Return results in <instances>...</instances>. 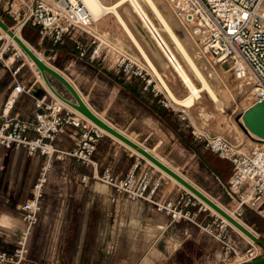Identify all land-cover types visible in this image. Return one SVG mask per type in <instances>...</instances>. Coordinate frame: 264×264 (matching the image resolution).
Returning <instances> with one entry per match:
<instances>
[{
	"label": "rangeland",
	"instance_id": "obj_1",
	"mask_svg": "<svg viewBox=\"0 0 264 264\" xmlns=\"http://www.w3.org/2000/svg\"><path fill=\"white\" fill-rule=\"evenodd\" d=\"M100 1L106 6H112L117 2L114 7L115 12L111 11V9L103 10L97 18H93L91 24L82 31L80 36L74 39L64 37L61 42L66 52L55 61L51 60L50 56L52 53L49 50L43 51L31 41V37L36 34L34 31L30 34V38L29 35L28 37L24 36L23 29L19 30V33L45 61L51 65L57 63L72 78L78 76V80L86 88L83 93L88 98V101L92 103V106L96 107L98 111L107 109V113H110L118 123L119 121L124 122L130 119V127L134 128L138 124L140 125L136 118H138V115L145 113L140 103L142 99H151L153 108H164L170 127L156 121H150L149 124H143V129L144 132L153 129L154 133L147 136H138L136 139H139V141L144 140L146 148L151 149L152 153L154 152V154L168 163L170 167L182 173L219 205L233 212L254 230L260 238L264 239V214L237 205L226 191V181L231 173L230 163L225 159L219 158L206 146L207 139L213 136L224 138L241 151H244L242 149L243 145L247 144V149L255 146L250 142L255 140L248 135V132L242 128L238 121L241 112L253 102L254 77L251 84L246 85L238 92L234 91L232 89L233 86L229 83H227L228 86L223 85L221 79L226 76V80L229 78V81L235 79L229 66L231 61H227L223 65L213 63L208 56L201 53L189 26L173 15L165 0H154L157 7L165 13L180 41L186 42L184 44L188 46L187 49L193 52L195 48L196 51H200L201 58L203 55L202 59L204 61L199 56L196 57V61L199 65L204 63L203 67L201 65L200 67L217 98L213 100L207 92L201 90L199 97L194 99L195 101H193L191 106H185L180 102L176 103L117 17V15L120 16L126 27L132 32L171 93L178 99L185 97L188 94V89L182 83L176 71L173 70L171 64L167 63L165 55L160 51V47L146 28L141 16L136 12L130 0H122L121 2L120 0ZM137 1L155 27H158L159 33L173 49L174 47L169 37L163 32L159 22L146 3L143 0ZM0 17L7 25L13 24L9 17L5 15H0ZM186 39L189 40L186 41ZM93 41H100L104 46L101 59L92 61L96 67L101 68L104 66L106 68L113 64V60L117 55H124L142 68L141 74L131 76V81L125 82V76L116 70L115 73L109 76L111 81L107 80L104 75L96 85L89 84L87 78L92 75V68L89 65L90 60L85 57H82L81 61L76 60L73 54H77L76 44L80 43L89 50L94 44ZM188 42L191 44L189 43L188 45ZM10 55L13 59L7 64L13 69L19 67L16 76L20 81L22 80L23 83L29 84L34 92L36 91L33 89L34 85H37L38 89L41 86L46 89L42 79L37 77L36 66H31L25 56L17 51L16 47H12L7 52V57ZM177 56L181 60L178 54ZM219 67L222 70H218ZM187 71L194 84L199 87L200 82L197 77L189 70ZM251 76L253 75L251 74ZM49 80L62 96L70 98L68 91L57 80L52 77H49ZM124 83L131 88L129 92L122 89ZM143 86L146 87L145 90H142ZM108 89L112 91V95L115 97L113 103H109L107 100V95L111 93L106 94ZM89 91L90 96H87ZM50 96L54 98L51 94ZM102 137L107 138L104 147L108 143L110 148L100 149L99 152L102 151L100 158L102 159L103 156L108 157L109 152V167L113 173L118 175L125 174L122 170L126 166V153H131L134 158L141 160V168L143 170L150 171L153 168L155 173H157V175L154 174V177H158L161 174L166 180L174 182L160 170L150 165L140 155L125 147L124 144L122 145L121 142L104 133ZM68 143L71 146V143ZM55 170L52 176L58 177V211L60 210L62 214V217H58V222L60 219L62 221L66 220L70 214L75 220L81 219L84 211L83 207L89 194L93 192V188L102 192L106 198L109 194L106 184L97 179L98 183L93 187L90 186L91 189H87L80 184L75 186L68 183L69 179H74V177L80 179L82 175L88 174V167L85 164L78 163L71 158L58 159V168ZM100 170L99 164L98 172ZM136 170L139 169L137 168ZM31 178V164L22 165L21 158H15L11 150L0 149V198L6 195L22 196L25 194ZM159 188L165 190L163 186H159ZM180 195L183 197L182 203L188 194L182 189ZM180 195L165 197L178 199ZM197 206L198 204L195 206L188 205L189 214L187 217L174 220L179 225H192L195 228H166L164 231L163 228H159L160 230L156 237L153 236L151 238H147V230H144V228H138L137 233L127 231L125 236L127 244H125L129 245L132 240L131 248L117 249L115 252L128 251L131 254L130 259H125L127 262L124 263L122 262L124 258L116 255L111 260L109 259L110 263L108 264H153L154 261L157 264H226L227 262L239 260V257H242L250 250H255L256 247L253 244L247 242L229 225L225 230L229 237L228 241H218L215 238L219 231V222L214 219L216 215L214 213L211 215L208 208L206 210H198ZM93 207H97L96 201H94ZM160 212L172 219L164 211L161 210ZM127 229L129 230V228ZM134 234L135 236H133ZM158 236L161 237L156 246L154 241ZM89 256L90 258L86 264H96L94 253Z\"/></svg>",
	"mask_w": 264,
	"mask_h": 264
},
{
	"label": "built area",
	"instance_id": "obj_2",
	"mask_svg": "<svg viewBox=\"0 0 264 264\" xmlns=\"http://www.w3.org/2000/svg\"><path fill=\"white\" fill-rule=\"evenodd\" d=\"M168 2L175 15L189 26L200 49L213 63L223 65L231 61L230 67L238 61L245 64V70L237 69V74L243 77L249 71L254 77L253 102L264 99V0ZM0 5V15L9 17L13 22L8 25L10 30L14 32L15 29L22 30L30 26L35 28L41 38H48L53 43L61 42L64 36L82 33L93 20L82 0H0ZM93 43L89 50L80 43L76 44L77 55L91 61L100 60L104 46L100 41ZM12 47L11 41L0 30V64L9 66L7 52ZM112 66L126 78L140 75L142 71L138 64L124 55H117ZM18 69L14 68L13 73ZM31 92L29 84L14 83L0 107V146L5 149L23 148L29 155L37 153L44 158L31 185L29 197L18 206L24 227L11 242L6 240L0 230V264H23L26 260L48 174L58 159L71 158L78 163L89 164L103 136L98 127L79 118L72 109L58 104L46 89L34 98L31 119L10 115V109L18 96ZM63 136L71 141L70 148L58 146L57 142ZM206 146L230 163L231 173L226 181V191L237 205L264 214V139L259 138L248 152L239 150L218 136L208 138ZM136 169L137 163L125 174L118 175L105 165L100 172L82 175L80 181L86 185L90 178L97 179L127 200H142L152 204L157 210L169 214L172 220L187 217L188 205L198 204V210L207 209L185 189L188 196L182 203V195L178 199L159 196L160 181L159 177H154L155 170ZM214 219L219 222L215 238L220 242L228 241L225 231L228 224L218 215ZM262 254L264 248L259 246L244 254L242 259L226 264H241ZM44 264L57 262L50 258Z\"/></svg>",
	"mask_w": 264,
	"mask_h": 264
},
{
	"label": "crops",
	"instance_id": "obj_3",
	"mask_svg": "<svg viewBox=\"0 0 264 264\" xmlns=\"http://www.w3.org/2000/svg\"><path fill=\"white\" fill-rule=\"evenodd\" d=\"M25 31L28 33L29 38L32 31L36 33L33 37H31V41L37 44L38 47L43 51L49 50L52 53L50 56L52 61H55L63 53L66 52L65 48L62 46V42L53 43L48 38H41L37 34L35 28L27 26L25 28ZM80 35L81 33H75L64 37L74 39ZM73 56L76 60H82V58H79L77 54H73ZM89 62V65L92 68V75L88 77L87 80L89 84L92 85H96L98 82H100V78L104 75L106 76L107 80L111 81L109 76L115 73L117 70L112 65L106 68H104V66L98 68L92 63L91 60ZM53 66L60 70L72 82V84L79 90L84 101L100 117H102L104 120L109 122L111 125H113L128 137L132 139L134 138V140L141 145L145 146V141H139V139H136L138 136H147L154 133L153 129L144 132L143 124H149L150 121H156L160 124H165L170 127V122L167 118L166 110L164 108L158 107L153 108V101L151 99L140 100V103L143 107V112H145L141 115H138V118H136V121L140 123V125L138 124V126L134 128L130 127V119H127L124 122L119 121L118 123V121H116L110 115V113H107V109L98 111L96 107L92 106V103L88 101V98L83 93L84 91H86V88H84L80 80H78V76L72 78L64 71V69H61L62 67L58 66L57 63H55ZM13 70L14 69L10 66L0 64V107L7 98L14 83L20 82L22 84H25L22 80L20 81V79H18L16 73H13ZM130 78L125 77V82H130ZM33 89L36 91L34 92L32 90V92L28 94L21 93L18 96L16 102L10 109V115H17L24 119L32 118L34 111V98L44 92L45 88L41 86L38 89V86L34 85ZM122 89L127 92L131 90V88L126 83L122 85ZM143 89L145 90L146 87L143 86L142 90ZM109 92L111 93L107 95V100L109 101V103H113L115 101V97L112 95V91L109 89L106 94ZM87 96H90V91L87 92ZM105 141H107L106 137H102L100 139L92 161L89 164L85 165L88 167V174H91V172H98L99 164L100 169L105 165L109 166V152L108 157L103 156L102 159L100 158V155H102V151L99 152V150L102 148H110L108 146V143L104 147ZM68 142L71 143L69 138L63 136L57 142V144L59 147L67 149L71 147ZM0 149L11 150L15 158H21L22 165H32V178L28 184V188L25 194H23L22 196L6 195L1 196L0 198V230L3 232L6 240L11 242L17 236L19 231L24 227V223L18 212V206L21 202L29 197L31 185L38 173L40 166L44 161V158L42 155L37 153L29 155L23 148L5 149L0 146ZM149 150L152 152L151 149ZM126 155V166L122 171H124L125 173L128 172L134 167L136 163L137 168H141V160H137L136 158H134L131 153H126ZM156 157L160 158L158 155H156ZM160 159L164 161L162 158ZM57 168L58 163H56L49 171L48 180L44 187V195L41 199L39 218L33 227L29 240V252L23 264H44L50 258L55 259L57 264H86L87 260L90 258L89 255H91L92 253H94V261L96 264H108L110 263L109 261L116 255H118L119 257H123L124 259H122V262L125 263L127 262L125 259H130L131 254L128 251H124L121 253L115 252V250L131 248L132 240L130 241L129 245H126L127 241L125 240V236L127 235V231H131L130 233H137L138 228H147L146 236L147 238H151L152 236L156 237L161 228H163V231L166 228H195L192 225H179L178 222L170 219L169 216L160 212L148 202L142 200H127L126 198L114 192L110 187L107 198L102 192L94 190L93 188V192L89 194V197L83 207L84 211L81 219L75 220L72 214H70V216L66 218V220L62 221L60 219L58 222V217H62L61 211H58V177L52 176L56 171L55 169ZM154 174L157 175V173L155 172ZM158 177L160 179V186H163V189H165L162 190L159 188V196H178L182 193V188L177 183L166 180L161 174H159ZM68 183L70 185L74 184L75 186L79 184L83 185L80 179H78L77 177H74V179H69ZM97 183L98 181L96 179L90 178L88 183L83 186L87 189H91L90 186L93 187ZM94 201H96L97 204L96 208L93 207ZM106 201L107 203H105ZM127 228H129V230ZM134 228L136 229L133 230ZM157 228L160 229L158 230ZM148 231L150 233H148ZM133 236H135V234ZM160 237L161 236H158L155 239L154 245L157 246V242ZM153 264L157 263L154 261Z\"/></svg>",
	"mask_w": 264,
	"mask_h": 264
},
{
	"label": "bare ground",
	"instance_id": "obj_4",
	"mask_svg": "<svg viewBox=\"0 0 264 264\" xmlns=\"http://www.w3.org/2000/svg\"><path fill=\"white\" fill-rule=\"evenodd\" d=\"M118 1V0H117ZM122 0H120L121 2ZM146 5L149 7V9L151 10V12L153 13V15L155 16V18L157 19V21L160 24L161 29L163 30V32H165L167 34V36L169 37L171 43L173 44V49L170 47V45L168 44V42L166 41V39L159 33L158 31V27L156 28L155 25L153 24V22L151 21V19L148 17V15L146 14V12L143 10V8L141 7L140 3L137 0H130L131 4L133 5V7L135 8L136 12L139 13V15L142 18L143 23L145 24L146 28L148 29V31L150 32V34L153 36V38L155 37V41L158 44V46L160 47V51L163 52V54L165 55V59L167 61V63L169 62L171 64V66L173 67V70L176 71L177 75L179 76V78L181 79L182 83L185 85V87L188 89V94L183 97L182 99H178L176 98L171 91L169 90V88L167 87V85L165 84V82L163 81V79L160 77L157 69L155 68V66L153 65V63L150 61L149 57L146 55V53L143 51L142 47L140 46V44L137 42L136 38L134 37V35L132 34V32L126 27L125 23L123 22V20L120 18V16L117 15L118 19L122 22V24L124 25L125 29L127 30L129 36L132 38L134 44L137 46V48L142 52L145 60L149 63V65L151 66V69L153 70V72L158 76V78L160 79V82H162L163 86L167 89V91L169 92L171 98L177 103L180 102L181 104L185 105V106H191L193 104V101H195V98L199 97L200 91L204 90L205 92H207V94H209V96L213 99L216 100V95L214 93V91L212 90V87L209 85L203 71L202 68L200 67L199 63L196 61V57H200L201 53H203V51H196L195 48L193 50L196 51L194 54L193 52L189 51L187 49V45H185L184 43L186 42H181L180 39L177 37V35L175 34L172 25L170 23V21L167 19L166 15L164 12H162L157 5L155 4L154 0H143ZM82 2L84 3L85 7L89 10V12L92 15V18H97L98 15L103 11V10H108L111 9V11L113 10L115 12L114 7L117 5L116 3L113 4L112 6H106L104 5L100 0H82ZM167 6L169 7L170 11L173 13V15L178 18L174 11L173 8L171 7V5L169 4L168 0H165ZM119 3V2H118ZM166 11V10H164ZM168 11V9H167ZM167 13V12H166ZM116 16V15H115ZM180 19V18H179ZM181 20V19H180ZM135 28V26H134ZM141 29V27H140ZM1 32L11 41L12 45L14 47H16L17 51L19 53H22L25 58L27 59L28 63L31 66H36V64L32 61V59L22 50V48L18 45V43L12 38V36H9L6 31L2 30L0 28ZM136 30V29H135ZM14 34L22 39L24 41V38L21 37L19 30L15 29L14 30ZM189 39H186V41ZM191 40V39H190ZM192 42V41H191ZM190 42H188L187 44L189 45ZM26 44L28 45V47L35 52L38 57L42 60H45L42 58V56H40L39 53H37L30 45L28 42H26ZM191 44V43H190ZM198 44V43H197ZM199 46V45H198ZM197 46V47H198ZM198 49V50H199ZM177 54L181 57V60L178 58ZM204 54V53H203ZM168 57L171 59L169 60ZM203 58V55H202ZM200 57V59H202ZM12 56H8L7 61H12ZM198 59V60H200ZM202 61H204L202 59ZM204 65V63H203ZM203 65H201L203 67ZM37 68V66H36ZM237 69L239 70H245V64L242 61H238L236 63L235 66L231 67V74L233 73L234 76V80L233 81H229L226 80V77L224 79H221V82L223 85L228 86L227 83L231 84L233 86L232 89H234V91L238 92L241 91L244 87H246V85H249L252 83L253 80V76H251L250 72H245L243 77H240L237 74ZM189 70L194 76L197 77V79L200 82V86H196L194 84V82L192 81V79L190 78V75L188 73ZM211 70V69H210ZM218 70H222L220 67L218 68ZM208 71V70H207ZM229 71V70H228ZM36 72H38V78L42 79L43 83L45 84L46 89L48 90V92L55 97V99L57 100L58 104L64 105L70 109H72L79 118H83L85 120H87L88 122H90L91 124L95 125L92 121H90L88 118H86L82 113H80L78 110L74 109L72 106H70L69 104H67L66 102H64L62 99H60L59 97H57L46 85L42 75L40 74L38 68L36 70ZM227 72V71H226ZM210 73V71H209ZM229 74V73H228ZM227 75V74H226ZM47 78L49 79V75H47ZM230 77V75H229ZM51 83V82H50ZM224 86V88H225ZM226 89V88H225ZM79 91V90H78ZM245 110V109H244ZM243 112V111H242ZM241 112V113H242ZM239 123L242 124V118H241V114H240V118L238 119ZM96 127H98L97 125H95ZM100 129V131L104 134L109 135L111 138H113L114 140H117L118 142H121L122 144H124L126 147H128L129 149H131L132 151H134L135 153H137L138 155H140L142 158H144L148 163H150L153 167H155L156 169L160 170L164 175H166L168 178H170L172 181H174L175 183H177L179 186H181L183 189H185L187 192H189L190 194H192L188 189H186L183 185H181L180 183H178L173 177H171L170 175H168L167 173H165L162 169H160L158 166H156L155 164H153L150 160H148L146 157L142 156L140 153H138L134 148H131L130 146H128L126 143L122 142L121 140H119L118 138H116L115 136H113L112 134H110L109 132H107L106 130L98 127ZM241 128V127H240ZM248 135L251 136V138H253L255 141H250L253 145H256V141L259 140V138L252 134L251 132L247 131ZM134 139V138H133ZM249 142V143H250ZM243 143V142H242ZM248 143V142H247ZM250 143V145H251ZM247 145V144H246ZM243 145L242 149H244V152H248L250 151L252 148L247 149V146ZM145 147V146H144ZM146 148V147H145ZM148 151H150L148 148H146ZM151 152V151H150ZM152 153V152H151ZM154 154V153H152ZM156 156V154H154ZM168 165V163H166ZM169 166V165H168ZM190 181V180H189ZM191 182V181H190ZM109 189V186L106 185ZM195 198H197L201 203H203L204 206H206L211 212H213L214 214L220 216L213 208H211L209 205H207L206 203H204L202 200H200L198 197H196L194 194H192ZM216 202V201H215ZM217 203V202H216ZM219 204V203H217ZM221 206V205H220ZM224 210H226L232 217H234L238 222H240L245 228H247L250 232H252L255 236H258V234L252 230L246 223H244L239 217H237L233 212L229 211L228 209H226L225 207L221 206ZM224 222H226L234 231H236L240 236H242L247 242L253 244L256 248L259 247V244L255 243L250 237H248L246 234H244L241 230H239L238 228H236L234 225H232L230 222H228V220H226L225 218H223L222 216H220ZM159 230V228H157ZM144 230H147V228H144ZM154 230V229H153ZM156 231V230H155ZM154 232V231H153ZM148 233H150L148 231ZM157 233V232H156ZM147 234V231H146ZM153 234V233H152ZM153 237V236H152ZM149 238V237H148ZM255 248V249H256ZM239 257V256H238ZM238 259H242V257H239Z\"/></svg>",
	"mask_w": 264,
	"mask_h": 264
},
{
	"label": "water",
	"instance_id": "obj_5",
	"mask_svg": "<svg viewBox=\"0 0 264 264\" xmlns=\"http://www.w3.org/2000/svg\"><path fill=\"white\" fill-rule=\"evenodd\" d=\"M0 28L6 31L9 36H12V38L18 43L22 50L32 59V61L36 64L40 74L42 75L46 85L57 97L72 106L74 109L78 110L98 127L106 130L122 142L126 143L131 148H134L138 153L146 157L153 164L162 169L165 173L173 177L178 183L183 185L192 194H194L204 203L213 208L220 216L228 220V222H230L232 225H234L236 228L250 237L255 243L264 248V239L260 238L259 236H255L252 232L245 228L240 222L232 217L226 210H224L219 204H217L197 185L190 182L185 176L168 166L164 161L148 151L143 145L128 137L113 125H111L109 122L100 117L84 101L80 92L72 84V82L56 67L46 62L45 60L40 59L38 55L28 47V45L26 44V40L24 39L23 41L22 39L18 38L1 18ZM46 74L49 75V77L57 80L68 91V93L70 94V98L62 96L50 83V80L47 78ZM241 118L243 121L241 126L245 131H249L252 134L256 135L258 138L264 139V99L253 102L249 107L243 110V112L241 113ZM241 264H264V254Z\"/></svg>",
	"mask_w": 264,
	"mask_h": 264
},
{
	"label": "trees",
	"instance_id": "obj_6",
	"mask_svg": "<svg viewBox=\"0 0 264 264\" xmlns=\"http://www.w3.org/2000/svg\"><path fill=\"white\" fill-rule=\"evenodd\" d=\"M26 27H27V26H26ZM26 27L23 28V34H24V36L28 37V33L25 31V28H26Z\"/></svg>",
	"mask_w": 264,
	"mask_h": 264
}]
</instances>
